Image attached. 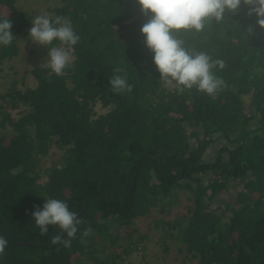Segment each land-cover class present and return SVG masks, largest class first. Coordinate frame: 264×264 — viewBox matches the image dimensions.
<instances>
[{
    "label": "trees",
    "instance_id": "1",
    "mask_svg": "<svg viewBox=\"0 0 264 264\" xmlns=\"http://www.w3.org/2000/svg\"><path fill=\"white\" fill-rule=\"evenodd\" d=\"M57 1L37 15L71 20L80 37L72 63L61 76L35 66L23 76L34 86L21 90L13 79L0 97V236L8 241L0 264H123L143 243L118 245L112 229L171 209L181 191L188 215L168 223L183 246L181 264H264V29L249 8L177 37L224 62L213 69L224 86L209 96L162 86L137 0ZM17 2L0 0L14 36L0 45L2 62L48 53L23 48L35 12ZM116 67L131 92L112 91ZM52 146L64 152L61 165L41 172ZM220 194L230 199L214 208ZM48 198L83 221L71 247L50 242L58 228L40 235L35 226L34 206Z\"/></svg>",
    "mask_w": 264,
    "mask_h": 264
},
{
    "label": "clouds",
    "instance_id": "2",
    "mask_svg": "<svg viewBox=\"0 0 264 264\" xmlns=\"http://www.w3.org/2000/svg\"><path fill=\"white\" fill-rule=\"evenodd\" d=\"M137 3L147 18L141 33L144 44L153 54L159 81L163 87H174L178 93L195 87L211 96L224 86V81L213 74V69L217 66L222 69L224 62L213 61L206 52L189 50L184 41L177 38L181 31L201 32L213 21L222 22L226 14H236L242 5L249 8L248 16H255L259 27L264 29V0H137ZM31 24L29 38L33 44L48 49L44 66L50 69V74L63 75L74 59L73 47L80 40L71 20L59 15L52 19L49 14H40L31 19ZM12 27L8 18L0 20V45H11L14 39ZM253 32L254 28L250 26L247 34ZM120 72L121 69L116 67L109 79L112 91L118 94L131 92L132 86L118 74ZM34 207L31 216L40 235H48L49 226H53L59 232L50 237V242L71 247V239L76 237L83 221L69 210L68 204L48 198L42 208ZM91 232L89 227L82 236L87 237ZM7 245V239L0 236V255Z\"/></svg>",
    "mask_w": 264,
    "mask_h": 264
},
{
    "label": "rangeland",
    "instance_id": "3",
    "mask_svg": "<svg viewBox=\"0 0 264 264\" xmlns=\"http://www.w3.org/2000/svg\"><path fill=\"white\" fill-rule=\"evenodd\" d=\"M17 5L20 8L23 7L24 9L32 7L28 11L29 13H32L31 10H33L36 16L38 13L44 12L50 7L56 8L58 6V1L18 0ZM49 15L52 17V13ZM25 42H23V48L28 47L29 50L44 48L33 44L32 40L30 43ZM25 44L29 45L26 46ZM46 60L47 54L41 55L38 51L34 58L30 57L23 60L13 59L5 60L4 62L0 61V97L6 92L8 87L7 83H10L13 79L21 81L18 84L21 90H24V87L34 86L35 81L29 74L26 76V79H23L25 71L27 72L35 66L45 67L44 64L46 63ZM15 71L18 73L16 76ZM108 111L109 108L102 109L99 106L97 108V112L99 114L107 113ZM63 153L64 152L59 150L57 147L52 146L49 154L41 161L40 171L43 172L45 170H50V168L54 165H61ZM206 158L208 160L215 159L212 150L206 154ZM46 180L47 176L44 175L41 177L40 183H44ZM229 196V194L218 195L216 202L214 203V208L218 207L220 200L224 198L230 199ZM188 198V192L181 191L179 192V201L172 205L171 209H167L165 212H161L156 209L149 216L134 220L131 227H123L117 231L112 229L113 233L122 238L121 240H117L118 245L134 243L140 238V243H143L136 251L134 250L131 254L124 256L125 262L123 264H181L179 250L183 248V246L180 244V239H178L177 230L169 228L168 223L177 222V220L180 221L181 216L188 215V209L190 206ZM96 242L97 240L95 243Z\"/></svg>",
    "mask_w": 264,
    "mask_h": 264
},
{
    "label": "water",
    "instance_id": "4",
    "mask_svg": "<svg viewBox=\"0 0 264 264\" xmlns=\"http://www.w3.org/2000/svg\"><path fill=\"white\" fill-rule=\"evenodd\" d=\"M65 238H66V234H65Z\"/></svg>",
    "mask_w": 264,
    "mask_h": 264
}]
</instances>
